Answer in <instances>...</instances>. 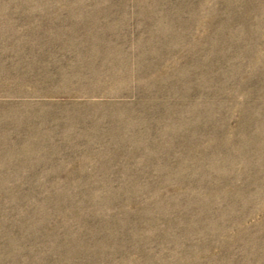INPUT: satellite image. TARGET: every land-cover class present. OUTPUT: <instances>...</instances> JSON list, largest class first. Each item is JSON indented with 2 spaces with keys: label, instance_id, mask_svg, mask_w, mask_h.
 <instances>
[{
  "label": "rangeland",
  "instance_id": "obj_1",
  "mask_svg": "<svg viewBox=\"0 0 264 264\" xmlns=\"http://www.w3.org/2000/svg\"><path fill=\"white\" fill-rule=\"evenodd\" d=\"M0 264H264V0H0Z\"/></svg>",
  "mask_w": 264,
  "mask_h": 264
}]
</instances>
